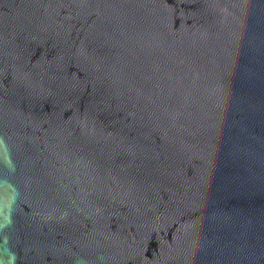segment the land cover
<instances>
[{"label": "water", "instance_id": "obj_1", "mask_svg": "<svg viewBox=\"0 0 264 264\" xmlns=\"http://www.w3.org/2000/svg\"><path fill=\"white\" fill-rule=\"evenodd\" d=\"M0 264H264V0H0Z\"/></svg>", "mask_w": 264, "mask_h": 264}]
</instances>
